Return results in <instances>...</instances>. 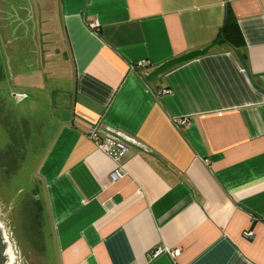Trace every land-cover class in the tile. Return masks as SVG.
Wrapping results in <instances>:
<instances>
[{
	"label": "crops",
	"instance_id": "crops-1",
	"mask_svg": "<svg viewBox=\"0 0 264 264\" xmlns=\"http://www.w3.org/2000/svg\"><path fill=\"white\" fill-rule=\"evenodd\" d=\"M34 10L43 54L71 82L38 167L55 264H264V0ZM93 129L149 152L113 159Z\"/></svg>",
	"mask_w": 264,
	"mask_h": 264
},
{
	"label": "rangeland",
	"instance_id": "rangeland-1",
	"mask_svg": "<svg viewBox=\"0 0 264 264\" xmlns=\"http://www.w3.org/2000/svg\"><path fill=\"white\" fill-rule=\"evenodd\" d=\"M34 1L0 0V224L9 264H55L57 254L36 201L38 167L66 112L71 82L66 67L43 54L39 31L35 37Z\"/></svg>",
	"mask_w": 264,
	"mask_h": 264
},
{
	"label": "built area",
	"instance_id": "built-area-1",
	"mask_svg": "<svg viewBox=\"0 0 264 264\" xmlns=\"http://www.w3.org/2000/svg\"><path fill=\"white\" fill-rule=\"evenodd\" d=\"M142 64V63H141ZM89 137L95 142V144L97 145V147L99 149H101V151L105 152L108 156H110L113 159H118V157L128 151L129 147L121 142L118 141H114L111 140L109 138H105V137H101V135L99 134L97 129H93L90 131L89 133ZM111 177L113 179H118L120 177V175H118V173L113 172L111 174ZM244 237L246 238H250L252 237V233L250 232H246L244 233ZM157 254V252H155L154 256ZM172 256H176L179 254V250L176 249L174 251H172Z\"/></svg>",
	"mask_w": 264,
	"mask_h": 264
},
{
	"label": "water",
	"instance_id": "water-1",
	"mask_svg": "<svg viewBox=\"0 0 264 264\" xmlns=\"http://www.w3.org/2000/svg\"><path fill=\"white\" fill-rule=\"evenodd\" d=\"M201 54H203V52H196V53L187 55L185 57H182V58H180L178 60H174V61H172L170 63H167V64L159 67V69H157V72L163 70L164 68H166L168 66L177 64V63L182 62V61L189 60V59L197 57V56H199ZM14 97L16 98V100L18 102L25 96L24 95H19V97H17L16 95H14ZM112 138H114L116 141L121 142V143H123V144H125V145H127L129 147L137 148V149H140V150H142L144 152H149L142 144L137 143L133 139L128 138V137H126V136H124V135H122L120 133H117V134L113 135ZM7 251H8V247L6 246L5 238L3 236V232H2L1 227H0V264H8Z\"/></svg>",
	"mask_w": 264,
	"mask_h": 264
},
{
	"label": "bare ground",
	"instance_id": "bare-ground-1",
	"mask_svg": "<svg viewBox=\"0 0 264 264\" xmlns=\"http://www.w3.org/2000/svg\"><path fill=\"white\" fill-rule=\"evenodd\" d=\"M0 227H1V225H0ZM1 230H2V227H1ZM2 232H3V230H2ZM3 236H4V238H5L6 246L8 247V243H7L6 236H5L4 233H3ZM10 250H11V249H10ZM10 250L8 249V251H7L8 264H9V262H10V260H11V257H10V255H9Z\"/></svg>",
	"mask_w": 264,
	"mask_h": 264
},
{
	"label": "flooded vegetation",
	"instance_id": "flooded-vegetation-1",
	"mask_svg": "<svg viewBox=\"0 0 264 264\" xmlns=\"http://www.w3.org/2000/svg\"><path fill=\"white\" fill-rule=\"evenodd\" d=\"M1 225V224H0ZM2 227V226H1ZM2 230H3V228H2ZM3 233H4V231H3Z\"/></svg>",
	"mask_w": 264,
	"mask_h": 264
}]
</instances>
